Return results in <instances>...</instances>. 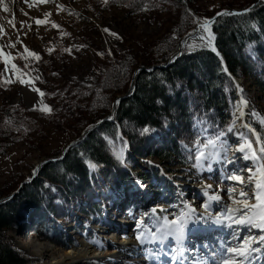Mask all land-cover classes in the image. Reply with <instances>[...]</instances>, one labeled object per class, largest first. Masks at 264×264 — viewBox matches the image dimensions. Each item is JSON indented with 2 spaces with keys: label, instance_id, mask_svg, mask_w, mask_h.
Here are the masks:
<instances>
[{
  "label": "trees",
  "instance_id": "16d2710c",
  "mask_svg": "<svg viewBox=\"0 0 264 264\" xmlns=\"http://www.w3.org/2000/svg\"><path fill=\"white\" fill-rule=\"evenodd\" d=\"M109 2L121 6L134 16L145 15L146 12L167 15V11L177 5L185 13L183 0ZM226 6L227 9H241L242 4L233 0ZM185 32L176 26L168 37L176 35L179 40ZM213 32L216 47L224 57L231 75L238 79L248 77L254 80L264 105V0L246 14L218 18L213 25ZM160 44L150 39L139 47L138 50L151 55L145 63L138 62L133 52L124 51L123 61L117 58L110 63L91 88H79L67 82L58 84L56 89L52 88L45 96V100L53 107V116L49 117L52 124L61 128L65 124L75 125V122H79L85 130L107 116L115 99L126 94L128 83L122 86L120 83L130 78L133 70L166 62L177 50L163 53ZM236 99L237 90L233 79L223 72L221 60L209 50H185L175 63L164 70L140 72L134 94L117 106L115 121L108 122L79 147L69 151L62 162L45 167L32 185L27 186L10 204L0 206V264L33 263V260L17 252L6 237V232L13 227L28 224L24 228L27 233H35L43 241L61 244L53 235L54 220L59 218L69 221L66 207L72 204L73 199L80 200V208L85 203L97 207L91 194L97 190L94 182H98L100 176L91 174L86 161L90 160L101 167L103 177L128 175L123 163L116 159L123 148L122 141L117 138V131L129 144L124 151L126 164L136 156L153 157L167 164H171L174 159L177 163L187 164L178 141L187 143L193 139V117L206 116L210 123L227 126L233 122ZM157 100L163 103H157ZM165 118L167 127L163 124ZM145 124L157 131L140 136L137 129ZM72 127L70 129L73 131L75 128ZM257 129L260 130L259 126ZM73 133L79 138L82 130ZM102 133L109 139L106 140ZM42 134L43 128L37 118H33L22 107H12L4 115L0 114V136L7 141L6 145L0 147L3 151H7L18 140L28 143L34 135ZM54 188L55 191L52 190ZM87 193L90 195L86 196ZM31 214L34 219L29 223Z\"/></svg>",
  "mask_w": 264,
  "mask_h": 264
},
{
  "label": "rangeland",
  "instance_id": "374dc122",
  "mask_svg": "<svg viewBox=\"0 0 264 264\" xmlns=\"http://www.w3.org/2000/svg\"><path fill=\"white\" fill-rule=\"evenodd\" d=\"M232 1L183 0L185 13L177 5L170 8L167 15L158 14L159 12L156 14L146 12L145 15L134 16L121 6L110 2L105 5L102 0H49L48 3L38 6L32 4V0H29L28 3H25L24 0H5L12 11L6 13L0 9V25H3L6 30L4 35H0V44L5 45L6 51H12L15 54L18 50H22L23 45L20 43L22 41L30 49L40 52L41 60L38 62H26L18 59L16 63L21 68H24L27 64L28 70L38 69L40 80L37 81V86L44 90L47 95L52 88L56 89L58 84L64 82L76 85L79 88H91L99 81V77L104 74V69L110 63H113L117 58L123 61L124 51L133 52L138 62L145 63L150 60L151 55L138 49L152 39L154 42L159 41L161 43L159 47H162L163 53L167 54L174 49H177V52L182 38L194 30L198 19L202 21L204 18L211 19L217 13L226 10L242 11L252 7L257 2L260 3L262 0H235L242 4L241 9H227V3ZM57 4L64 5V9L58 11ZM245 6L247 8H244ZM46 12H51L50 18L61 24L62 30L70 33V35L61 36L58 30L51 28L49 25H36L35 18H43ZM13 16L16 23L15 29L9 24V20ZM21 22H23V26H21ZM176 26L186 31L179 40L176 35L171 36L173 38L168 37L170 32V34H173L172 32ZM105 27L118 33L120 39L105 33L103 31ZM10 42H16L15 49L7 47ZM200 44L203 48V42ZM196 45L188 46L183 52L185 50L192 52ZM49 47L54 48L52 53L47 52ZM69 47L73 48L71 54L61 50ZM109 49L111 55H109ZM99 53H103V55ZM154 65L158 64L147 67ZM137 69L133 70L130 78L121 82L120 86L125 85V82H127L129 85L127 89L129 90ZM3 71L4 65L0 63V73H3ZM31 74L36 75L37 73L32 71ZM241 80L243 81L241 87L244 90L243 96L248 100V105L255 110V115L252 114L253 109L248 112V122L256 129L259 126L260 130L257 129V131H260L262 137H264V124L260 123L261 119H264L262 96L254 80L248 77L241 78ZM39 99L36 93L31 92L27 86H22L19 83L0 85V114L4 115L6 110L12 107H22L33 118H37L43 128V134L40 136L34 135V138H30L28 143L25 140H18L7 148V151L0 149V201L11 197L20 189L22 182L30 180L33 176V170L39 163L47 159L58 158L68 144L78 139V135L73 136L74 131L82 130L83 134L86 130L82 129L83 127L79 125V122L77 124L75 122V125L65 124L61 128L55 126L49 118L53 116V112L46 115L32 109L33 104L37 103ZM43 99L45 103L51 105L45 100V97ZM235 119L237 120V118ZM71 126L75 128L73 131L70 129ZM229 139L234 147L235 139L231 137V134H229ZM6 142L0 136V147L6 145ZM30 142H33V144ZM236 156L235 165H227V169L234 166L239 168L252 167L253 162L239 159L240 154L238 152ZM131 161L126 164L124 159L123 162V167L128 175L103 177L102 174L98 179L99 181L94 182V187L97 190L91 196L95 198L96 203L100 204L97 209H93L91 213L84 212L80 208L82 206L80 200L76 198L73 199L71 205L68 204L70 206L66 207L69 222L55 218L54 228L52 227L54 229L53 235L56 238L55 240L61 242V244L43 241L35 233H27L25 231L27 224V226L13 227V229L6 232L5 235L12 247L20 254L33 260L32 264H49L52 262L50 259L35 256L30 253L29 249H37L39 246H53L60 251V255H63L66 250L73 246L77 247L82 239L96 240L99 236H107L108 234H105L102 228L94 229V227H102L104 221H108L109 225H112L110 223L119 224L118 226L135 237L139 218L152 206H161L171 210L170 205L179 204L180 200L177 197L180 193H183L180 199H187L191 202H195V198L201 195L199 188H193L198 187L201 180L197 177L196 170L191 168L187 160V164L177 163L178 161L175 162V159L171 164H167L153 157L136 156ZM99 168L101 169L98 166L97 169L99 170ZM213 168L214 171L211 174L202 173L204 181L213 184L214 190H217L218 185L225 189L220 194L230 203L227 199L226 188L233 182L224 181L221 184L219 168L216 165H213ZM209 175L212 176L210 180L207 179ZM137 179L142 181L145 187H138ZM177 185H179V188H177ZM89 195L86 194V196ZM146 195L150 196L151 199ZM87 205L88 203H85V206ZM84 208L87 210V207ZM217 209H214V211L216 212ZM124 216L129 217L131 222L120 225L119 219ZM118 237V240H122V235ZM172 243L170 242L166 247L170 248ZM140 260L148 264L151 259L146 257L142 247H136L131 252V256L123 260L124 263H119L121 260H118V263L139 264ZM92 264L100 263L94 260Z\"/></svg>",
  "mask_w": 264,
  "mask_h": 264
},
{
  "label": "snow or ice",
  "instance_id": "6c2138e0",
  "mask_svg": "<svg viewBox=\"0 0 264 264\" xmlns=\"http://www.w3.org/2000/svg\"><path fill=\"white\" fill-rule=\"evenodd\" d=\"M24 2L28 3L29 0H24ZM48 2L49 0H32V4L37 6ZM102 2L107 5L109 0H102ZM64 7V5L57 4L58 11L63 10ZM0 9L6 13L12 11L5 0H0ZM249 11L251 9L244 10L245 13ZM227 14L241 13L222 11L217 13V16ZM51 15V12H46L43 18H35V24L49 25L58 30L61 36L70 35V33L62 30L61 24L50 18ZM215 19V17L204 18L203 22L199 23L201 30L198 33L199 39L203 42V46L210 47V50L217 55L221 60L223 72L231 78V72L223 64V58L214 44L215 33L212 31V24ZM9 24L15 29L14 16L9 20ZM21 26H23V22H21ZM5 31L3 25H0V35H4ZM103 31L120 39L118 33L107 27ZM20 43L23 45L22 50H18L15 54L12 51H6L5 45L0 44V63L4 65V71L0 73V85L19 83L22 86H27L31 92L36 93L40 98L37 103L33 104L32 109L50 115L53 112V107L45 103L43 98L46 96V92L37 86V81L40 80L38 69L28 70L27 64L21 68L16 63L18 59L26 62H38L41 60V54L30 49L22 41ZM7 47L15 49L16 42H10ZM61 50L71 54L73 48H62ZM53 51V47L47 48L48 53ZM99 54L103 55V53ZM109 55H111L110 49ZM32 71L37 74H31ZM232 79L239 94V99L234 104L233 122L222 127L219 124L210 123L206 116H194L192 123L193 139L187 143L184 140L178 141L186 160L191 168L196 170L197 177L201 180L200 194L203 202L200 207L203 211H198L191 201L180 199V196L183 195L180 193L177 197L180 200L179 204L170 205L171 210L154 205L145 211L137 222L135 239L139 245L147 246L145 255L153 261V264H261V261H264V137L260 131H257L255 127L243 119L244 109L249 102L243 96V88L234 78ZM156 102L163 103L162 100ZM116 104H119V100L116 101ZM237 113L239 114L238 117ZM252 114L255 115L254 109ZM235 118L241 120V127H236ZM108 119L113 120L114 118L110 116ZM97 123L101 124L103 121ZM260 123L264 124V119H261ZM163 124L167 127L166 118ZM91 130L92 126L90 125L87 131ZM137 131L140 136H148L157 130L151 125L145 124ZM229 134L235 139L234 147L230 143ZM101 135L106 140L109 139L103 133ZM250 136L254 137V140ZM117 138L122 141L123 148L116 155V159L123 163L124 151L127 150L129 144L119 131H117ZM77 143L74 142L70 148L75 147ZM254 143L258 145V148L254 147ZM237 152L240 154L239 159L253 162L252 167L239 168L234 166L227 169V165H235ZM86 165L90 170H95L98 167L96 163L90 160L86 161ZM213 165L219 168L221 184L224 181L233 182L226 188L227 199L230 203L224 204L222 209L215 213L211 211L212 206L222 203L223 197L220 192L225 189L218 185L217 190H213V184L206 183L200 176L204 172L213 173ZM33 171L37 172L38 169ZM211 178V175L207 177L209 180ZM136 183L140 188L145 187L139 179ZM242 232L246 234L242 236ZM209 233L213 234L214 242L196 241L195 237L198 235ZM169 239L173 241L170 248L166 247V242ZM161 257H167V260H161Z\"/></svg>",
  "mask_w": 264,
  "mask_h": 264
},
{
  "label": "bare ground",
  "instance_id": "6f19581e",
  "mask_svg": "<svg viewBox=\"0 0 264 264\" xmlns=\"http://www.w3.org/2000/svg\"><path fill=\"white\" fill-rule=\"evenodd\" d=\"M199 20L197 22L198 24L203 22L202 20H200V21ZM200 32H201V30L199 29V25H198V31H197L195 38L192 40H188L186 43H184L183 44L184 49H186L188 46H193V44H197L196 46H194L193 49L202 47L200 44L202 41L199 39V35H198V33H200ZM203 47H205V46H203ZM252 109L253 108L250 105H248L244 109L245 115H244L243 119L246 120L248 124H249V122H248L249 113L248 112L251 111ZM238 116H239V114H238ZM236 122H237V128L241 127V120L239 118H237ZM250 138L254 140V137L250 136ZM255 147L258 148V145H255ZM63 160H61L60 162H62ZM60 162H58V163H60ZM58 163H55V164H58ZM92 172H93L92 175H99L98 169L92 170ZM200 176L203 177V179H204V175L202 173L200 174ZM33 183H34V181L31 184H29L28 186L32 185ZM193 188L194 189H196V188L200 189V185L198 187H193ZM23 190L21 191V193L23 192ZM20 194H18L17 196H19ZM126 195H125V197L128 196V195L127 196ZM16 197H14V198H16ZM146 197L151 199L150 196L146 195ZM150 199H149V201H150ZM202 202H203V199L200 195V196L195 198V202H192V204L194 207L197 208L198 211H203V209L200 207ZM224 204H229L225 198H223V201L220 205L213 204L211 211L215 212L214 209L216 210L217 208H220V209L219 210L217 209L216 212L220 211L222 209V207L224 206ZM32 219H34L33 214H31L29 216V223H31L33 221ZM119 222H125V220H121ZM128 222H131V220L129 219ZM110 224H112V225H109L108 221H104L102 223V227H94V229L102 228L104 233L108 234L107 236H105V235L99 236L96 240L82 239L78 243L77 247L73 246L72 248L66 250V253H64L63 255H60L61 254L60 251H58L57 248L53 247V246H50V247L39 246L37 249L30 248L29 251L31 254L38 256L42 259H46V258L50 259L52 262L49 264H92L94 262V260H97V262H99L100 264H104V263L119 264V263H124L123 260L129 258L131 256V252H133L136 247H142L145 251L147 246L139 245L138 241L135 239V237L132 234H130L129 232H127L121 228H118V226H116V224L115 225L113 223H110ZM121 231L123 232L122 240H118L117 232H121ZM244 234H246V233L245 232L241 233L242 236ZM195 239L197 242H202L203 240H208L210 242H214L213 241V234H210V233L209 234H200L197 237H195ZM170 241H172V240L169 239L168 242H170ZM168 242H166V244ZM201 251H203V249H201ZM160 259L166 261L167 257H161ZM118 260H121V262H119ZM139 264H147V263L140 260ZM148 264H153V261H151ZM261 264H264V261H261Z\"/></svg>",
  "mask_w": 264,
  "mask_h": 264
},
{
  "label": "water",
  "instance_id": "95a60500",
  "mask_svg": "<svg viewBox=\"0 0 264 264\" xmlns=\"http://www.w3.org/2000/svg\"><path fill=\"white\" fill-rule=\"evenodd\" d=\"M185 1V0H184ZM259 2H257L256 4H254L252 7L248 8V9H253L254 7H256L258 5ZM226 12L228 13H241V14H227V15H223V16H236V15H243V14H246L248 12H244V10L242 11H237V10H226ZM250 12V11H249ZM223 16H214L216 19H215V22L217 21L218 18L220 17H223ZM199 20V19H198ZM215 22L212 24V28H213V25L215 24ZM198 23L196 24V27L194 28V31L188 33L186 36H184L180 42V46H179V50L176 52V54H174L173 56H171L167 62L165 63H162V64H158V65H154L152 67H140L136 70V72L134 73L133 75V79H132V84H131V87L129 88V90L126 92V94L124 95H120L118 96L115 101L113 102V106H112V110L111 112L105 116L104 118H102L101 120L99 121H103V123L101 124H98L97 122L92 124V130L91 131H87V128L83 134L78 138L76 139L75 141H73L72 143L68 144L66 146V148L64 149L63 153L61 154L60 157L58 158H53V159H47V160H44L42 161L41 163H39L35 169H38L37 172H33V176L30 180H26L24 182H22L21 186H20V189L15 192L11 197L9 198H6L2 201H0V205L1 204H8L9 201H11L14 197H16L18 194L21 193V191L26 187L28 186L29 184H31L33 181H35L38 176H39V173L47 166L49 165H52V164H55V163H58L60 162L61 160H63L69 151H71L72 149L78 147L82 142H84L86 139H88L95 131H97L99 128H101L102 126H104L105 124H107L108 122L110 121H115L116 120V110H117V106L124 100L128 99L129 97H131L134 92H135V87H136V82H137V77L139 75L140 72H143V71H146V72H153V71H156V70H164L168 67H170L173 63L176 62V60L178 58H180V56L182 55L183 53V50H184V47H183V44L186 43L188 40H192L195 38L196 34H197V31H198ZM214 44H215V47H216V43H215V40H214ZM217 48V47H216ZM201 49H208L210 50V47H203V48H196L194 49L193 51H198V50H201ZM221 56V54H220ZM222 57V56H221ZM223 58V57H222ZM139 70V71H138ZM151 70V71H149ZM119 100V104L117 105L116 104V101ZM113 117L114 119L113 120H109L108 117ZM74 142H78L76 144L75 147H71L73 145ZM67 150V151H66Z\"/></svg>",
  "mask_w": 264,
  "mask_h": 264
}]
</instances>
